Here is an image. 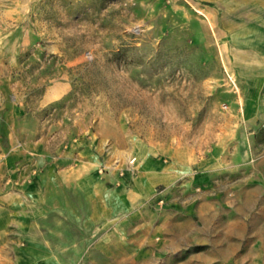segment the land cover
I'll list each match as a JSON object with an SVG mask.
<instances>
[{"label":"rangeland","instance_id":"1","mask_svg":"<svg viewBox=\"0 0 264 264\" xmlns=\"http://www.w3.org/2000/svg\"><path fill=\"white\" fill-rule=\"evenodd\" d=\"M253 41L264 0H0V264H184L203 174L264 172Z\"/></svg>","mask_w":264,"mask_h":264},{"label":"crops","instance_id":"2","mask_svg":"<svg viewBox=\"0 0 264 264\" xmlns=\"http://www.w3.org/2000/svg\"><path fill=\"white\" fill-rule=\"evenodd\" d=\"M256 20L254 9L253 26ZM257 48L253 41V105L258 104L259 89L264 83V78L258 77L264 73V65H261L264 54ZM219 171L225 172L224 169ZM212 172L208 169L203 174L202 182L207 191L202 194V203L181 218L187 227L176 237L185 242L184 264H264V172L251 167L247 175L258 178V182L253 183L252 188H243L240 175L235 178L234 191L227 194L210 192ZM175 217L178 222L179 217ZM40 240L45 243L44 239ZM6 243L10 247L13 242L9 238ZM167 247L173 252L181 248L170 243Z\"/></svg>","mask_w":264,"mask_h":264}]
</instances>
